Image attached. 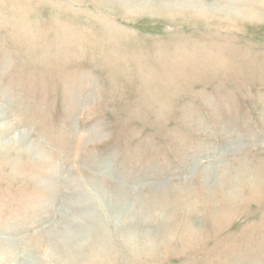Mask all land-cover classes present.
Wrapping results in <instances>:
<instances>
[{"label": "rangeland", "instance_id": "374dc122", "mask_svg": "<svg viewBox=\"0 0 264 264\" xmlns=\"http://www.w3.org/2000/svg\"><path fill=\"white\" fill-rule=\"evenodd\" d=\"M0 264H264V0H0Z\"/></svg>", "mask_w": 264, "mask_h": 264}, {"label": "bare ground", "instance_id": "6f19581e", "mask_svg": "<svg viewBox=\"0 0 264 264\" xmlns=\"http://www.w3.org/2000/svg\"><path fill=\"white\" fill-rule=\"evenodd\" d=\"M34 261V260H33Z\"/></svg>", "mask_w": 264, "mask_h": 264}]
</instances>
